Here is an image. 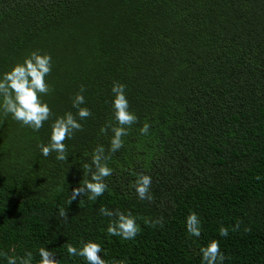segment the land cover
<instances>
[{
  "label": "trees",
  "instance_id": "trees-1",
  "mask_svg": "<svg viewBox=\"0 0 264 264\" xmlns=\"http://www.w3.org/2000/svg\"><path fill=\"white\" fill-rule=\"evenodd\" d=\"M37 50L51 56L43 99L54 115L33 131L0 110V264L29 251L37 264L41 247L86 264L67 253L81 240L100 243L105 260L202 264L212 239L223 264H264V0H0V76ZM116 82L138 123L108 160L104 194L70 203L91 179L83 165L94 149L110 146L111 129H100L117 123ZM81 87L92 116L65 141L67 160L44 157L38 145L56 116L76 112ZM139 173L152 178V201L130 187ZM101 207L131 211L139 234L108 235ZM191 212L198 238L186 229Z\"/></svg>",
  "mask_w": 264,
  "mask_h": 264
},
{
  "label": "clouds",
  "instance_id": "clouds-1",
  "mask_svg": "<svg viewBox=\"0 0 264 264\" xmlns=\"http://www.w3.org/2000/svg\"><path fill=\"white\" fill-rule=\"evenodd\" d=\"M52 71L51 56L47 53L41 54L38 50L31 52L22 62L16 63L10 71L0 76V110L5 116L9 114L12 118L20 122L23 126L30 127L33 131H39L44 124L52 119L54 113L49 104L43 99L51 92L47 77ZM126 86L121 83H114L112 101L116 125L108 124L101 127L100 131L107 134L109 129L113 133L110 139L109 148L98 145L92 154L91 164H84L83 170L90 175V180L80 183L79 187L73 188L69 195L70 203L77 198L88 194V199L95 201L107 190L105 183L107 177L113 175V169L108 166L111 154L118 152L124 146V137L129 132L132 125L138 123V117L130 110L129 102L125 93ZM84 88L75 95L72 100V107L76 112H65L61 116H56L51 124L50 139L47 144L38 145L41 154L49 157L56 153L58 161L68 159V148L66 140L73 138L77 131L83 130L81 121L92 116V112L87 107H81L86 103L83 95ZM149 123H144L139 129L142 135H148ZM152 178L150 175L139 173L137 178L130 185L134 188L138 199L153 200L151 192ZM100 214L109 218L107 234L117 236L124 240L134 239L140 232L137 217L131 211L124 212L119 209L109 210L106 207L100 208ZM59 215L67 219V213L63 208ZM151 226H163V220L156 219L147 221ZM239 228V222L233 230ZM187 232L194 237L201 236L202 221L196 212H191L186 217ZM247 230V229H246ZM229 229L223 225L219 228V235L227 237ZM104 249L101 244L93 240H81L80 247H75L71 243L67 244L69 256H79L86 261V264H128L127 258L121 260H105L102 258ZM202 264H223L226 259L225 254L220 249V241L212 239L207 246L200 249ZM7 259V264H33V253L26 252L24 256L17 258L15 255L3 254ZM39 261L37 264H61L60 259H56L55 251H50L46 247L39 248Z\"/></svg>",
  "mask_w": 264,
  "mask_h": 264
}]
</instances>
